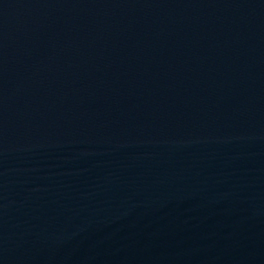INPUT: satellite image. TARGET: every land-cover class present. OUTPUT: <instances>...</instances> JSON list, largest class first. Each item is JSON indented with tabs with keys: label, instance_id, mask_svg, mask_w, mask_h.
Here are the masks:
<instances>
[{
	"label": "water",
	"instance_id": "obj_1",
	"mask_svg": "<svg viewBox=\"0 0 264 264\" xmlns=\"http://www.w3.org/2000/svg\"><path fill=\"white\" fill-rule=\"evenodd\" d=\"M0 264H264V0H0Z\"/></svg>",
	"mask_w": 264,
	"mask_h": 264
}]
</instances>
